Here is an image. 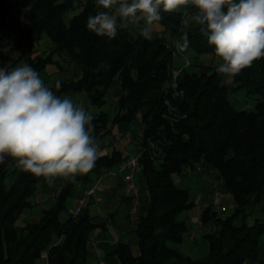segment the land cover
I'll use <instances>...</instances> for the list:
<instances>
[{"label":"trees","instance_id":"obj_1","mask_svg":"<svg viewBox=\"0 0 264 264\" xmlns=\"http://www.w3.org/2000/svg\"><path fill=\"white\" fill-rule=\"evenodd\" d=\"M98 11L109 10L97 0H0V34L15 19L14 14L22 13L28 22L17 31L19 55L10 64L1 61V67L27 63L41 75L53 66L55 79L52 83L43 80L45 85L62 98L82 95L87 107H103L111 89L117 97L112 117L100 110L92 121L99 148H111L99 154L88 173L77 174L75 182L62 178L55 189L52 178L23 171L11 156L0 163V264H37L43 257L48 264H87L91 234L105 224L92 221L88 205L71 216L67 201L77 185L124 163L123 151L113 146L114 129L126 132L135 125L141 127L134 141L136 152H141L136 173L141 180L140 197L136 222L127 218L138 253L118 241L109 252L108 264H264L260 254L264 235V57L231 76L230 88L216 71L218 65L196 66L193 62L198 71H181L178 96L172 97L168 81L173 55L165 38L158 33L147 38L141 32L134 34L130 24L119 27L115 38L97 36L86 25L87 18ZM197 11L191 2L171 13L161 7L162 19L153 24L162 26L178 45L187 34L186 50L196 56L220 58L201 33V25L193 19L183 23L185 15L193 18ZM44 38L49 41L48 52L40 54L36 47ZM235 91L253 96L254 106L235 110L229 100ZM197 172L216 174L217 186L234 206L225 216L211 203L201 209L198 220L207 230L202 236L208 251L203 258L193 259L173 247L188 231L179 216L195 206L189 191L176 186L173 176H195ZM9 174L14 178L6 187ZM41 191L53 193L47 207L37 220L18 226L24 213L38 205L35 198ZM62 213H68L63 221ZM254 213L258 216L250 221Z\"/></svg>","mask_w":264,"mask_h":264},{"label":"clouds","instance_id":"obj_2","mask_svg":"<svg viewBox=\"0 0 264 264\" xmlns=\"http://www.w3.org/2000/svg\"><path fill=\"white\" fill-rule=\"evenodd\" d=\"M189 2L198 10L193 19L201 33L224 61L218 73L234 77L264 57V0H97L111 11L90 15L86 26L112 39L139 13L147 25L141 35L147 38L148 26L162 19L161 7L171 13ZM182 40L183 52L189 47L187 34ZM55 87H60L59 81ZM93 120L94 115L70 97L56 95L27 63L0 67V163L11 156L18 167L37 177L61 176L75 182L77 174L94 167L100 154Z\"/></svg>","mask_w":264,"mask_h":264},{"label":"rangeland","instance_id":"obj_3","mask_svg":"<svg viewBox=\"0 0 264 264\" xmlns=\"http://www.w3.org/2000/svg\"><path fill=\"white\" fill-rule=\"evenodd\" d=\"M84 0H81V2H83ZM111 11V10H109ZM72 14V13H71ZM70 14V15H71ZM193 14L195 15L196 12H193ZM193 15V17H194ZM184 16V15H183ZM13 17H15V19L12 21L11 24H9L8 26H6L5 28V32H1L0 37L1 39L6 38V36L10 33V31H12L13 29H15V31H19L20 28L22 29L23 26H21L22 22L25 24H28L27 21H24V17L22 13H17L16 15L14 14ZM20 17H22V22L20 21ZM183 23L186 24L187 22H189L190 20H192V17H186V15L183 17ZM138 20V19H136ZM194 20V19H193ZM140 20H138L139 23ZM195 21V20H194ZM130 25L132 26V33L137 34L139 32H141V27L136 26L137 22L135 21L134 23H130ZM21 26V27H20ZM156 28H160L162 29L161 31H163V27L160 26L159 24L155 23ZM161 34L166 41V45L169 48V50L172 52V60H171V67H170V72H169V83L171 81V79H173V72L176 71L178 73H180L181 71L188 69L189 71L191 69H193L194 71H198V67H196L197 65H202V64H212V65H218V67L224 63V61L222 60V58H213L211 56H207V55H203V56H196L194 54L193 51L191 50H185V51H181L180 47L176 41V39L171 38L169 35V32L164 31L159 33ZM149 35H152V31L149 32ZM5 40V39H4ZM48 39L44 38L39 45L36 47V49L38 50V53L40 54H45L46 52H48ZM15 44V43H13ZM10 44L8 47H10V49L5 52L4 49L2 50L1 54H0V60H4L5 56H7L5 58V61L7 60L8 63H11L12 61H14V59L19 55L20 50L16 47L13 48ZM16 45V44H15ZM1 47H0V51H1ZM43 52V53H42ZM3 53V54H2ZM12 53H16V56H13ZM187 58V59H185ZM195 63V65H192V63ZM63 64V63H62ZM54 67H48L46 72H43L40 75V78L48 83H52L55 79L54 75ZM220 75V74H219ZM177 78L179 77V75H176ZM222 81L224 82V84H227L228 88H230L232 85L231 83V76H226L224 74H222ZM168 83V84H169ZM169 86V85H168ZM167 87V85H166ZM74 101V99H72ZM229 100L232 104V106L235 108V110H242V109H251L254 104H255V99L253 96H247L243 91H235L234 93H230L229 95ZM116 101H117V97L115 96V91L113 89L109 90L107 93V97H106V103L103 107H101L100 109L95 107V106H90L87 107V104L85 101L81 102L80 101V107H83L84 110L86 112H91L93 115L97 114L100 110H104L106 112H108L109 116L112 117L115 110H116ZM134 131V132H132ZM130 132V135H132V141H137L139 135H137V133H139L141 131V127L139 125H135L133 126V130ZM115 132V137H116V141H112L114 142L113 146L117 147V148H121L124 146V140L126 139V137L129 135L128 131H117V129H114ZM136 135V136H135ZM124 137V138H123ZM198 174H194L195 176H191L192 173H190L188 176H181V175H174L173 176V180L174 183L176 184V186L180 187V188H184L187 189L191 195V197L193 198V200H195V206L190 209L189 211L183 212L179 218L184 220L187 223L188 226V231L184 233L183 238H182V242L178 245H173V247L178 250L179 252H181L182 254L189 256L191 258H195L192 251L197 249V252L199 254V257L203 258L208 251V245H207V241L205 240V238L202 236L207 230H203L200 231L198 229V225L197 224H193L191 222V216H199L200 211L202 209L203 206V202L201 201L202 198L207 197V195L209 196V198L211 199V204H213L214 209L222 216L228 215L231 213V208H228L226 205L225 206V200L223 201V199H225V196L228 194L223 193L220 190V187L217 186V183H219L216 180V174L212 173V172H197ZM14 178L13 174H9L5 180V185L6 187L10 186V183L12 182ZM63 181V180H62ZM137 185L141 184V180L139 179L138 174H136V179H135ZM55 194V192H54ZM223 196L222 198H217V201H220L222 206L227 207L225 211H221L220 208H218L217 206H215V201H216V197H220ZM73 205V200L72 198L68 199L67 201V206L68 209L69 207H72ZM39 213V208L34 207L28 211H26L24 214L27 215V217L25 218V222H33L36 219V217H34L35 215H37ZM258 216L257 213H254L251 215L250 217V221L255 219V217ZM68 217V213H62L60 215V219L63 221ZM207 228V227H206ZM215 226L212 228L214 229ZM191 233H195L197 234L196 240H192L190 238ZM119 242L121 243H126L129 244L131 246V249L133 251L134 254L138 253V249H137V240H136V236L133 232L129 233L127 235V238L125 237H121V239H119ZM91 259L88 260L87 264H92V261H90Z\"/></svg>","mask_w":264,"mask_h":264},{"label":"crops","instance_id":"obj_4","mask_svg":"<svg viewBox=\"0 0 264 264\" xmlns=\"http://www.w3.org/2000/svg\"><path fill=\"white\" fill-rule=\"evenodd\" d=\"M137 19L140 20L138 23V20H136L138 27L144 28L146 25L145 19L142 17L141 14H137ZM21 21V20H20ZM150 28V32L152 31V35L156 33H161L162 29L156 28L155 24H152L151 26H148ZM2 32H5V29L2 30ZM6 44L2 46L0 54L3 49H10L8 47L10 45V41L8 39V35L6 38ZM16 44V45H15ZM11 45L13 48H18V42ZM49 45V43H48ZM47 45V46H48ZM16 46V47H15ZM3 54V53H2ZM7 56H5L6 58ZM0 60L1 61H5ZM6 63L7 60H6ZM10 64V63H9ZM50 67V66H49ZM48 68V67H47ZM47 70V69H46ZM45 70V72H46ZM57 69H54V73L56 75ZM54 75V77H55ZM71 99H74V103H76L78 106L80 105V101L83 102L84 97L82 95H74L69 96ZM84 103V102H83ZM133 129L131 128V131ZM120 130H118L119 132ZM130 130L128 131V133ZM134 132V131H132ZM129 135L124 140V146L120 149L123 151V154L125 156V160L127 157L134 155L136 153V146L134 142L132 141V135ZM124 138V137H123ZM115 137V141H116ZM111 147H107L104 149H100V154H105ZM118 168V167H116ZM116 168H113L109 171H114ZM99 178L96 190L94 194L86 199V202L84 204L88 205L90 215L92 217V221L94 223L99 224H105L104 228H97L92 234L89 242V249H88V260L91 259L92 264H96L97 257H103L106 264L110 261L111 258H109V252L112 250V247L114 244H116L121 237L127 238V235L132 232V228L130 223L128 222V209H129V202L128 197L126 195V192L124 190V185L122 181V174L118 175H112L108 173H102L99 176L95 177L93 176L92 181L85 184V185H77L69 197L73 200L72 207L76 204V199L81 197L84 193V191L89 188L93 183L97 181ZM66 179V178H65ZM136 179V175H135ZM62 182V177L57 176L52 178V183L55 187V189L59 188V185ZM53 193L48 194L47 192L41 191L35 198V202L38 204L37 208H39V213L35 215L36 219L39 218L40 212L43 208L47 207V204L49 203V195L52 196ZM225 206L231 203V197L229 195L225 196ZM203 202V206H206L211 203V199L207 195V197L202 198L201 200ZM72 207H69L71 209ZM27 215H24L23 218L20 219L18 226L24 225L25 218ZM199 216H191V222L193 224L198 225V229L202 231L205 228L201 226L199 220ZM202 228V229H201ZM206 230V229H205ZM194 234V237L192 238V235ZM197 234L191 233L190 238L192 240H196ZM208 248V247H207ZM194 255V259L201 258L199 257V254L197 252V249L192 251ZM260 254L264 255V235L261 237V247H260ZM37 264H46L45 258L43 257L41 260L38 261Z\"/></svg>","mask_w":264,"mask_h":264},{"label":"built area","instance_id":"obj_5","mask_svg":"<svg viewBox=\"0 0 264 264\" xmlns=\"http://www.w3.org/2000/svg\"><path fill=\"white\" fill-rule=\"evenodd\" d=\"M20 20L22 22V17H20ZM25 25L26 24L22 22L21 26L24 27ZM18 38H19V34L17 33V31H15V29L10 31V33L8 34V39L11 42L10 44L17 43ZM5 44H6V40L1 39V37H0V47L4 46ZM177 74H179V73L176 71L173 72V79H171V81L169 83V86L172 88L171 89L172 90V93H171L172 97L178 96L177 76H176ZM166 104L169 105V102L166 101ZM150 146L152 149H154L153 145H150ZM141 151H143V150H141ZM140 155H141V152H136L134 155L127 157V159L124 161V163L121 164L114 171L106 172V173L112 174V175L122 174V181H123V185H124V190L126 192L127 197L130 200V205H129V209H128V216H129V220L131 222H136V220L138 218V207H139L140 192H139V187L135 181V174L139 170V157H140ZM154 156L155 155L153 154L152 158ZM62 178L65 179L64 177H62ZM98 181H99V178L97 179V181L95 183H93L89 188H87L84 191V193L81 197L76 199L75 206L70 209V215L71 216L75 217L80 213L82 207L84 206V204L86 202V199L94 194L96 187H97V184H98ZM222 197L223 196L216 197L215 206L220 208L221 211H225L227 207L233 208L234 205L232 203L228 204L227 207H224V206H222L220 201H217V198H222ZM193 237H194V234L192 235V238ZM59 242H60V240L57 241V243H59ZM46 264H48V262H46ZM96 264H106V263H105L103 257L99 256V257H97Z\"/></svg>","mask_w":264,"mask_h":264}]
</instances>
